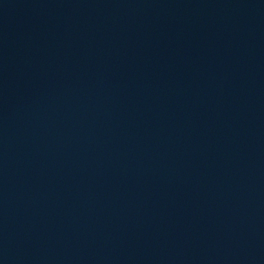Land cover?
Returning a JSON list of instances; mask_svg holds the SVG:
<instances>
[{
    "label": "water",
    "instance_id": "obj_1",
    "mask_svg": "<svg viewBox=\"0 0 264 264\" xmlns=\"http://www.w3.org/2000/svg\"><path fill=\"white\" fill-rule=\"evenodd\" d=\"M196 264H264V95Z\"/></svg>",
    "mask_w": 264,
    "mask_h": 264
}]
</instances>
